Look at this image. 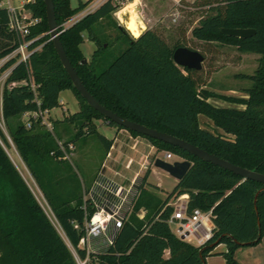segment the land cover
<instances>
[{
  "label": "trees",
  "instance_id": "1",
  "mask_svg": "<svg viewBox=\"0 0 264 264\" xmlns=\"http://www.w3.org/2000/svg\"><path fill=\"white\" fill-rule=\"evenodd\" d=\"M52 1L59 27L83 11L92 0L79 1L74 9L68 0ZM202 5L206 11L190 31L192 40L205 45L231 46L238 52L260 56L249 77L252 83L245 89L246 98L208 90L205 87L208 72L203 73L202 67L194 70L178 66L172 59L174 50L180 47L199 52L203 60L204 54L187 47L180 39L171 47L152 29H146L133 39L116 25L126 38V47L109 63L101 65L106 51L99 47L100 39L94 30L120 8L114 0H106L69 28L59 30L60 42L84 86L106 108L181 138L235 165L264 174V0H205ZM25 7L39 20L23 37L8 29V15L0 9V37L6 41L0 43V60L31 41L28 45L31 53L26 62L18 61L16 56L0 66V74L11 68L1 94L3 120L8 122L24 112L51 110L59 106L60 92L70 88L82 108L70 117L72 126L78 130L75 128L68 141L75 142L87 132L97 133L96 119L122 129L91 108L73 87L49 41L43 0L27 3ZM223 29H251L254 34L239 39L224 35ZM83 33H87L96 46L88 64L80 62ZM210 98L240 104L243 108L215 106L208 101ZM199 115L208 118L220 131L203 128ZM85 125L87 132L83 130ZM37 127V121L32 122L30 128L19 123L10 130L12 141L65 238L83 257L85 251L78 243L85 235L84 220L93 208L89 200L82 199L81 178L65 160L54 134L49 130H36ZM129 132L146 138L156 148L167 149L182 160L190 161L191 165L164 199L159 197L158 187L148 183L151 170L146 168L132 186L130 210L112 242L92 254L89 264H205L206 257L220 243L226 247L221 253L223 264H241L235 251L257 244L264 234V184L242 179L179 147ZM97 135L108 152L113 139ZM2 143L7 141L0 129V264H75L64 238ZM64 145L68 144L64 142ZM182 194H187L189 211L199 208L212 212L213 236L206 245L196 246L177 237L169 226L173 211L170 199ZM215 241L218 243L212 245Z\"/></svg>",
  "mask_w": 264,
  "mask_h": 264
},
{
  "label": "rangeland",
  "instance_id": "2",
  "mask_svg": "<svg viewBox=\"0 0 264 264\" xmlns=\"http://www.w3.org/2000/svg\"><path fill=\"white\" fill-rule=\"evenodd\" d=\"M34 1L35 0H32V2ZM79 1L85 3L88 0H68L72 9L78 6ZM93 1L95 0H92L88 6H90ZM204 1L205 0H180L178 4H175L172 0H114V3L118 4L120 8L112 14L111 19L102 20L94 30L95 34L100 39L99 47L106 51L105 60L100 62L101 65L109 63L110 60L117 57L126 47V38L121 32L122 30L116 28V25L119 27L121 25L117 17L119 16L120 19L123 17L122 23L124 26L127 22H132L133 25L136 26L138 33L136 36L133 33L134 37L131 36L126 29L122 28L133 39H136L139 36L138 21L142 20L145 27L143 31L146 29L157 31L169 46L172 47L174 43L180 39L187 47L199 50L204 54V60L202 62L203 73L208 72V80L205 86L234 96L246 95L245 89L252 83L249 77L254 73L257 66V60L260 56L255 53L238 52L235 47L231 46L215 43L205 45L192 40L190 31L206 11V7L202 5ZM19 2L20 0H14L15 6H18ZM88 6L83 11L76 13L70 19L62 22L59 26V30L64 31L74 23L78 22L86 15H84V13ZM23 15L27 18V22H30L31 19L39 20V18L33 17L31 10L26 7L24 8ZM82 38L83 43L80 45V49L83 55L80 58V62L88 64L96 46L89 39L87 33H83ZM5 42L6 41L0 37V43ZM0 64H3L1 63V60ZM9 69L10 68L6 69L0 74V103L6 73ZM81 108V101L70 88H67L59 94V106L52 108L41 115L38 114L37 116H34L32 113H29L28 115L21 114L10 119L8 122H5L0 114V129L7 141L6 144H2L9 158L16 166L38 203L65 241L66 238L64 233L43 197L35 178L25 162L21 159L17 148L12 141L10 130L19 123L24 124L26 128H30L31 123L37 121L39 122V127H37L38 129L36 130H49L54 134V141L57 144H62L64 147L63 155L65 154V160L71 164L81 178V194L83 200L86 198V192L92 186L99 173L103 174V172H110V175L106 176H109L114 182H118V179H116L118 178V175H115L113 172L118 171L123 173L122 165L128 161L131 162L129 166L130 169L136 170V172L139 173V176L144 173L146 168H150L151 173L147 181L149 184L158 187L157 191L161 199L166 198L176 184L175 178L170 176L164 170L154 166L155 158H163L165 152L171 151L156 148L149 140L141 136L138 137L142 140L143 145L135 144V149H132L131 146L135 142L129 138L130 136L135 137V135L123 128L124 135L117 136L118 140L114 143L113 149H111L112 158L106 160L107 152L102 142L99 140L97 133L104 135L108 139H113L116 130L119 128L114 125H109L103 119L94 120L97 133H88V126L85 125L83 130H85L87 134L82 135L75 142L68 141L76 128L72 126L73 123L70 121V117L73 113L79 112ZM201 123L204 127H209L204 121H201ZM53 126H55V129ZM76 129L78 130V127ZM208 130L216 131L214 127L213 129L208 128ZM64 142L73 146H65ZM175 160L182 159L173 153V159H171L170 162ZM103 164H105L106 167H102ZM125 174L126 176L130 175L128 172ZM114 176L116 177L114 178ZM120 183L124 185V188H130V186H132L127 178H121ZM177 200L178 198L172 197L170 203L175 204ZM169 226L173 232L176 231L177 226L175 223H169ZM259 242L258 247H256V253L262 262L261 264H264V234ZM218 245L219 244L215 247ZM214 249L212 250V253L214 252ZM248 255L251 256L249 253ZM254 262L258 264V261Z\"/></svg>",
  "mask_w": 264,
  "mask_h": 264
},
{
  "label": "built area",
  "instance_id": "3",
  "mask_svg": "<svg viewBox=\"0 0 264 264\" xmlns=\"http://www.w3.org/2000/svg\"><path fill=\"white\" fill-rule=\"evenodd\" d=\"M105 1H93L88 6L84 15L93 12ZM172 1L175 4L180 2V0ZM30 2L32 0H20L19 5L15 6L14 0H0V9H4L8 15V29L20 34L22 37L27 35L29 28L38 22L37 19H31L30 22H27V18L23 15L25 5ZM117 18L125 28L119 16ZM30 43L31 41L21 44L16 50L2 59L1 63L16 56L18 57V61L26 62L31 53L28 50ZM10 69L7 71L6 76L9 74ZM47 111L46 109H39L38 111L24 112L22 115L32 113L34 116H37ZM68 146L72 147L73 145L68 144ZM59 147L64 151L62 144H59ZM163 159L170 161L173 159V153L165 152ZM134 182L133 180L131 183L132 186ZM132 186L130 188H123L102 173L97 175L92 186L85 194L86 198H84V200H89L93 208V212L84 220L85 235L80 238L78 243V246L84 249L85 255L82 257L67 239L65 241L74 258L75 264H89V259L92 254L100 252L112 242L115 232L121 226V223L130 210ZM177 198L178 200L175 204L171 203L173 211L168 220L169 223H175L177 226L174 233L177 237L196 246L206 245L213 236L214 222L211 210L204 211L199 208H194L189 211L186 206V200L181 195Z\"/></svg>",
  "mask_w": 264,
  "mask_h": 264
},
{
  "label": "water",
  "instance_id": "4",
  "mask_svg": "<svg viewBox=\"0 0 264 264\" xmlns=\"http://www.w3.org/2000/svg\"><path fill=\"white\" fill-rule=\"evenodd\" d=\"M43 4H44L46 22L48 26L49 41L51 42L63 68L68 74L73 87L78 91L80 96L84 98L86 103L91 108L98 111L104 118L108 120V122H112L114 124L122 126L128 131H134L141 135H145L160 140L162 142H165L167 144L179 147L180 149L190 153L191 155L203 161L210 162L213 165L219 166L223 169H226L240 176L242 179H250L264 184V174L262 173L235 165L225 159H222L212 153H209L204 149L195 146L190 142H187L174 135L129 120L121 115H118L117 113L106 108L104 105L98 102L84 86L76 70L74 69L71 62L68 60L63 50V47L60 42L59 27L57 26L55 20L53 1L43 0ZM120 27L125 29L122 25H120ZM222 33L229 37L245 39L251 37L254 34V31L251 29H223ZM172 59L175 62V64H177L178 66L186 67L188 69H194V70H199L202 67V61H203V57L199 52L192 51L183 47L174 50ZM190 165L191 163L188 160H175L170 162L160 157L154 159V166L167 172L170 176L175 178L176 181H179L180 179L183 178ZM254 209L256 210V207H254ZM257 225L259 227V223H257ZM258 233H260V231H258ZM217 243L218 242L215 241L213 242L212 245H216Z\"/></svg>",
  "mask_w": 264,
  "mask_h": 264
},
{
  "label": "crops",
  "instance_id": "5",
  "mask_svg": "<svg viewBox=\"0 0 264 264\" xmlns=\"http://www.w3.org/2000/svg\"><path fill=\"white\" fill-rule=\"evenodd\" d=\"M125 28L128 32H130L132 35L133 33L135 34V36L137 35V30H136V26L133 25L132 22H127L125 24ZM138 30H140V34L143 32L144 30V25H143V22L142 20H139L138 21ZM1 65V64H0ZM208 90H211V91H214L216 93H219V94H224V95H227V96H234V95H231V94H225L217 89H212L211 87H208V86H205ZM234 97H238V98H246L247 96L246 95H240V96H234ZM208 101L210 103H212L213 105L215 106H219V107H238V108H243V105H240V104H234V103H229L227 101H224V100H221V99H214V98H210L208 99ZM198 119H199V123L200 125L205 128V129H213V125H212V122L206 118L205 116L203 115H199L198 116ZM204 119V120H203ZM201 121H204L209 127H204L201 123ZM216 129V128H215ZM126 130V129H125ZM219 129H216V131H218ZM124 130L123 129H118L116 130V133H115V137H113V143L110 147V150L107 152L106 154V160L112 158V154H111V149H113V145L114 143H116V141L118 140V137L117 136H120V135H124ZM220 131V130H219ZM218 131V132H219ZM133 142V145L131 146L132 149H135V144H141L143 145L142 143V140L138 137V136H135V137H132L130 136V138ZM114 159V158H113ZM116 160V159H115ZM130 164L131 162L128 161V162H125L124 165H122V169H123V173H120L118 171H114L113 173H115V175H118V182L115 181L117 184H119L121 187L124 188V185L120 183V179L121 178H127L129 179L130 183H132L133 180H136L137 177H139V173L136 172V170H131L130 169ZM102 167H106L105 164L102 165ZM128 172V174H130L129 176H126L125 173ZM110 173V172H109ZM109 173H106V172H103V175H110ZM125 176V177H124ZM109 177V176H108ZM116 176H114L115 178ZM177 182V181H176ZM181 197L186 200L187 199V194H182ZM260 242H258L257 244L255 245H252V246H245V247H240L238 248L236 251H235V257L237 258V260L241 263V264H257L255 263L254 261H258V264H261V260L258 256V254L256 253V250L259 245ZM226 249L225 245L224 244H219L217 247H215L214 249V252L211 253L209 256L206 257L205 259V263L206 264H223L224 263V258L222 256V251H224ZM248 253L251 255L249 256ZM257 254V255H256ZM253 256V257H252ZM252 257V258H251Z\"/></svg>",
  "mask_w": 264,
  "mask_h": 264
},
{
  "label": "bare ground",
  "instance_id": "6",
  "mask_svg": "<svg viewBox=\"0 0 264 264\" xmlns=\"http://www.w3.org/2000/svg\"><path fill=\"white\" fill-rule=\"evenodd\" d=\"M122 18H123V17H121V20H122ZM138 31H139V35H140V30H138ZM129 33H130V32H129ZM130 34H131V33H130ZM131 35H132V34H131ZM132 36H133V35H132ZM133 37H134V36H133Z\"/></svg>",
  "mask_w": 264,
  "mask_h": 264
}]
</instances>
